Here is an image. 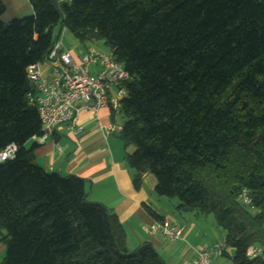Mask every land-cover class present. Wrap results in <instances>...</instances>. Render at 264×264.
I'll use <instances>...</instances> for the list:
<instances>
[{
    "label": "trees",
    "instance_id": "obj_1",
    "mask_svg": "<svg viewBox=\"0 0 264 264\" xmlns=\"http://www.w3.org/2000/svg\"><path fill=\"white\" fill-rule=\"evenodd\" d=\"M28 2L32 15L0 20V150L16 146L0 164L3 263L165 264L147 242L127 248L118 218L86 200L82 179L45 172L36 146L25 148L41 134L26 68L65 28L103 41L130 76L118 135L133 148L124 161L134 187L153 175L154 193L177 199L178 211L213 216L231 264H264V0ZM250 246L261 256L247 258Z\"/></svg>",
    "mask_w": 264,
    "mask_h": 264
},
{
    "label": "crops",
    "instance_id": "obj_2",
    "mask_svg": "<svg viewBox=\"0 0 264 264\" xmlns=\"http://www.w3.org/2000/svg\"><path fill=\"white\" fill-rule=\"evenodd\" d=\"M1 2L5 7L0 16L3 23L33 14L28 0ZM88 48L93 47L75 45L64 49L78 55ZM40 69L43 76L48 75L46 65L42 64ZM125 121L116 120V115L107 108L99 111L97 120L91 113L81 112L72 127L61 126L44 143L28 141L30 147L36 146L34 164L47 173L82 179L86 200L101 204L118 218L130 251L147 242L165 264H190L198 249L224 242L225 233L221 239L214 220L193 212H180L176 209L178 202L158 197L154 193L153 175L143 174L140 187H134V171L124 161L125 153H131L133 148L124 149L118 135ZM108 125L113 126L112 131H108ZM78 127L81 130L75 133ZM147 208L163 222L184 227L182 238L171 242L158 234H150L148 227L156 221ZM227 253L228 257L215 256L211 264H231L233 253L230 250ZM4 256L5 247L0 242V264Z\"/></svg>",
    "mask_w": 264,
    "mask_h": 264
},
{
    "label": "built area",
    "instance_id": "obj_3",
    "mask_svg": "<svg viewBox=\"0 0 264 264\" xmlns=\"http://www.w3.org/2000/svg\"><path fill=\"white\" fill-rule=\"evenodd\" d=\"M53 1L60 4L66 0ZM42 64L48 68L47 76L41 73ZM42 64L34 63L26 68V79L32 87V92L27 94L28 103L36 109L41 125V134L31 138L34 143H44L63 125L72 127L81 112L91 113L94 120H97L103 108L120 114L130 76L110 53L88 48L74 55L62 48L59 40L53 44ZM107 129L112 131L113 126L108 125ZM80 130L81 127H78L75 133ZM15 152L14 144L0 150V164L13 159ZM238 200L243 205L251 203L245 190H242ZM183 231L184 227L167 222H153L148 227L150 234H158L171 242L181 239ZM224 248V242L204 246L195 252L190 264H211L215 256H222ZM261 254V247L250 246L246 249L249 259Z\"/></svg>",
    "mask_w": 264,
    "mask_h": 264
},
{
    "label": "rangeland",
    "instance_id": "obj_4",
    "mask_svg": "<svg viewBox=\"0 0 264 264\" xmlns=\"http://www.w3.org/2000/svg\"><path fill=\"white\" fill-rule=\"evenodd\" d=\"M9 21H11V20H9ZM58 32H59V26H56L54 28V30H53L54 37H55V35H57ZM59 40L61 41L62 48H66L67 49V48H70L71 46L74 47L75 45L80 46V47H90L91 46L94 49H96V50H98V51H100L102 53H105V54L110 53L109 48L103 43V41L94 40V41H91V42H89V41L79 42L65 28L60 29V35H59V38L57 39V41H59ZM115 115H116V120H125V118L121 114H115ZM29 147H30V144L26 143L25 144V148H29ZM131 149L132 148H130V150ZM161 198L163 200H173L172 202H178L179 203V201L177 199H175V198L174 199H168V198H165V197H161ZM202 216H208L207 218H209L211 220H214V218H213V216L211 214L202 215ZM219 230L221 232V239H222L223 235H224V231L222 229H220V228H219ZM4 258H5V256H4ZM3 261H4V259L2 260L1 264H4Z\"/></svg>",
    "mask_w": 264,
    "mask_h": 264
}]
</instances>
